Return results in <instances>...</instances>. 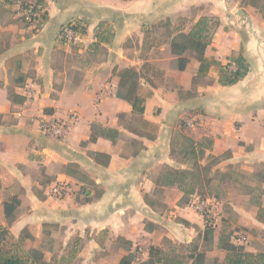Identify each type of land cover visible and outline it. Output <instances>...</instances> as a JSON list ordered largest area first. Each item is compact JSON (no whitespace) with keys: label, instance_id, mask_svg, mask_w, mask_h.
Returning <instances> with one entry per match:
<instances>
[{"label":"crops","instance_id":"crops-1","mask_svg":"<svg viewBox=\"0 0 264 264\" xmlns=\"http://www.w3.org/2000/svg\"><path fill=\"white\" fill-rule=\"evenodd\" d=\"M34 1L0 0V221L6 223L3 202L17 197L11 233L18 238L34 228L33 238L49 242L46 260L59 253L65 264H119L129 252L119 240L131 251L146 245L149 256L162 229L169 232L160 241L175 233L193 242L186 232L203 229L202 222L180 204L171 211L179 215L174 222L162 214L153 197L156 170L171 161L173 135L188 122V136L211 142L206 151L217 155V169L264 167V15L238 0H42L47 16L34 31L21 17ZM212 16L218 26L204 61L188 53L185 69L170 44L182 29L171 27L161 41V32H151L178 18L188 32ZM71 20L84 26L82 44L59 38ZM231 65L242 75L228 83ZM127 67L141 72L148 124L130 126L136 115L118 96V72ZM70 111L81 119L64 141L41 132L42 119ZM61 181L69 194L49 196V185ZM233 194V240L242 233L238 243L263 252L264 198L254 203L252 189L240 183Z\"/></svg>","mask_w":264,"mask_h":264},{"label":"rangeland","instance_id":"rangeland-1","mask_svg":"<svg viewBox=\"0 0 264 264\" xmlns=\"http://www.w3.org/2000/svg\"><path fill=\"white\" fill-rule=\"evenodd\" d=\"M238 1L241 6L254 7L259 13L264 15V0ZM255 3L256 5H254ZM209 18H211V25L217 22L216 17L212 16ZM182 20L183 19L178 18L174 24L171 23L170 19L161 21L159 24L153 26L151 32H161L159 37L156 36V38H159L161 41L164 39L165 35L167 37L169 31H172L171 27H176L177 29L185 28L187 25L184 20ZM138 123H140L139 117H134L129 124L130 126H137ZM183 125V129L177 130L173 135V147L170 156L171 161L161 165V167L156 170L155 176H157L158 187L153 197L155 202L160 204L159 210L163 211L162 214L165 217L172 219L173 222L179 218L178 213L171 215V211L174 210V205L180 204L188 207V209L194 211L196 215H198L196 220L202 222L203 229L198 228V230H189L186 232L189 236L194 237L193 242L188 239H179L175 233L171 234L173 237L172 239L169 240L164 238L160 241L159 237L165 232H169L168 229H162L159 230V235L151 238V241L153 242V245L151 246H161L164 253L168 255L178 254L181 257L187 256L195 251V247L203 249L204 225H213L215 228V239L212 244H209L205 264H217V261L223 260L226 256V253L218 247L217 237L221 233L225 235L233 233L234 235V229L232 226L236 217L234 216L232 206L230 204L234 196V188L237 183H240L242 190H247L248 188L252 189L254 193V203H263L264 167H261L259 171L253 173L249 172L246 174L234 173L229 169L221 171L220 169H217V155L207 154V151L204 156H199V158L193 156L192 154H187L186 150L189 143L186 138H188V133L190 132L191 127H189V125L186 126V124ZM177 169L190 172L186 174L185 182L182 184L174 182V176H168L170 171ZM181 195L183 197L178 199ZM199 199H207L213 204V211L210 217H204L201 210L197 209L196 201ZM166 201H169L170 203H164ZM0 215L2 216V214ZM195 224L196 223H194V225ZM48 229L51 230V227ZM29 230L32 234L36 232L34 228ZM159 241L161 242V245H158L157 242ZM118 242V244L127 248L123 241L119 240ZM74 245L78 247L79 241L73 240L70 246L73 247ZM25 246L27 248H37L39 250H43L45 254V249L49 246V242L45 239H36L32 237L26 242ZM146 250V245H138L134 247L131 251L134 254V261L132 264H145V260L149 257L146 254ZM58 255H55L53 259L48 261L49 264H65V258H59ZM187 263H190L189 259H187Z\"/></svg>","mask_w":264,"mask_h":264},{"label":"trees","instance_id":"trees-1","mask_svg":"<svg viewBox=\"0 0 264 264\" xmlns=\"http://www.w3.org/2000/svg\"><path fill=\"white\" fill-rule=\"evenodd\" d=\"M42 1V0H39ZM128 1V0H126ZM256 5V3L254 4ZM211 18H200L188 32H184L183 28L170 41L172 53L178 56L179 69H185L189 57L194 56L197 60L203 62L205 59V51L208 45L212 42L214 30L218 26V22L211 25ZM242 75L238 69L236 73H230L228 83L234 82ZM120 78L118 96L132 106V112L139 119L148 124L149 122L143 119L145 112L146 96L140 92L141 72L134 67H127L118 72ZM186 137V136H185ZM187 154H192L195 157L204 156L206 149L211 143L209 140L196 142L188 136ZM104 155L109 161V156ZM190 173L184 170H174L168 173V176H174V182L182 184L185 182L186 174ZM3 189L0 181V194ZM20 200L17 197H12L3 202V211L6 223L0 221V264H49L45 259L43 250L37 248H27L26 242L32 238L28 229H25L20 237H15L9 226L18 217V207ZM260 217V214H259ZM152 223H146V230L151 231ZM233 233L225 235L221 233L218 236V247L226 253L223 260L217 261V264H264V252L253 253L246 249L243 244L233 240ZM167 239V238H166ZM215 239V228L213 225L206 224L203 231V249L195 247V251L187 256L181 257L178 254H165L161 246H150L149 257L145 260V264H205L207 259V251L209 244ZM122 241V240H121ZM125 241V240H124ZM128 254L122 256L119 264H132L134 254L131 252L132 244L125 241ZM76 245L74 249L76 250Z\"/></svg>","mask_w":264,"mask_h":264},{"label":"built area","instance_id":"built-area-1","mask_svg":"<svg viewBox=\"0 0 264 264\" xmlns=\"http://www.w3.org/2000/svg\"><path fill=\"white\" fill-rule=\"evenodd\" d=\"M47 16V8L43 1L35 0L24 5L21 17L34 31H38L45 23ZM84 26L75 20H71L62 25L59 38L65 44H82L84 42ZM229 73H236L238 68L236 65L228 67ZM100 99V97H99ZM81 116L78 111H70L62 117H54L51 119H42L40 122L41 132L57 141H64L76 124L80 121ZM189 126H194L193 122H188ZM70 187L66 182H56L48 187V195L56 199H62L69 194ZM197 209H200L204 217H210L213 208L209 200L199 199L196 201ZM237 238V237H236ZM245 235L238 234V242L244 241ZM236 241V242H237ZM237 242V243H238ZM264 252V251H263Z\"/></svg>","mask_w":264,"mask_h":264}]
</instances>
